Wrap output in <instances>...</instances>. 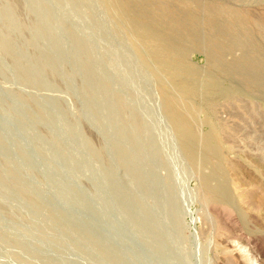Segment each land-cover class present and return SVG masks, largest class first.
I'll list each match as a JSON object with an SVG mask.
<instances>
[{"label": "rangeland", "instance_id": "1", "mask_svg": "<svg viewBox=\"0 0 264 264\" xmlns=\"http://www.w3.org/2000/svg\"><path fill=\"white\" fill-rule=\"evenodd\" d=\"M256 255L264 0H0V264Z\"/></svg>", "mask_w": 264, "mask_h": 264}, {"label": "bare ground", "instance_id": "2", "mask_svg": "<svg viewBox=\"0 0 264 264\" xmlns=\"http://www.w3.org/2000/svg\"><path fill=\"white\" fill-rule=\"evenodd\" d=\"M185 89H186V88H185ZM169 99H171V98H169ZM172 100H173V99H172ZM174 103H175V102H174ZM169 104H170V101H169ZM170 105H171V104H170ZM170 105H168V106H170ZM172 105H175V104H172ZM173 109L175 110V108H173ZM169 110H170V109H169ZM170 111H171V110H170ZM172 112H173V111H172ZM178 112H179V111H178ZM178 112H177V113H178ZM181 115H183V114H181ZM176 116H177V115H176ZM179 116H180V115H178L177 117H179ZM174 117H175V116H174ZM174 117H173V118H174ZM175 118H176V117H175ZM181 118H182V116H181ZM183 118H185V117L183 116ZM185 119H187V118H185ZM179 120H180V121H179L178 123H180L181 121L184 122V121H183L184 119H183V120L179 119ZM178 123H177V124H178ZM185 123H186V122H185ZM187 124H188V123H187ZM180 125H181V123H180ZM180 125H179V126H180ZM183 126H184V124L182 125V127H183ZM189 126H190V125H189ZM186 127H187V126H186ZM182 129H183V128H182ZM182 129H181V130H182ZM188 129H190V128H188ZM179 130H180V129H179ZM183 130H184V129H183ZM185 131H186V130H185ZM181 132H182V131H181ZM187 132H188V131H187ZM187 132H186V133H187ZM183 133H184V131H183ZM183 133H182V134H183ZM213 133H214V132H213ZM188 134L191 136L192 133L190 132V133H188ZM194 135H195V134H194ZM209 135H211V134H209ZM192 136H193V135H192ZM192 136H191V137H192ZM187 137H188V136H187ZM187 137H185V138H187ZM191 137H190V139H192ZM212 137L214 138V136H212ZM193 139H194V137H193ZM208 139H209V138H208ZM210 139H211V137H210ZM188 140H189V139H188ZM211 140H212V139H211ZM192 141H193V140H192ZM192 141L189 140V142H188L189 145L192 144V143H191ZM194 141H195V140H194ZM184 142H185V141H184ZM208 142H209V141H208ZM193 143H194V142H193ZM194 144H195V143H194ZM187 145H188V144H187ZM207 146H208V145H207ZM207 146H206V148H207ZM209 146H211V145H209ZM189 147H191V146H189ZM187 148H188V147H187ZM190 150H191V149H190ZM192 150H193V148H192ZM210 150H211V153L214 152V151L212 152V149H210ZM215 153H217V152H215ZM219 168H220V167H219ZM220 169H221V168H220ZM220 185H221V184H220ZM215 189H216V188H215ZM220 189H223V188H220ZM218 190H219V189H218ZM223 191H224V190H223ZM212 192H214V191H212ZM216 192H217V191H216ZM220 193H221V192H220ZM258 255H259V254H258ZM258 255H256L255 258H257V261H258V262L260 261L259 264H264V260H263V258L260 256L261 258H260V260H259ZM261 259H262V260H261Z\"/></svg>", "mask_w": 264, "mask_h": 264}]
</instances>
